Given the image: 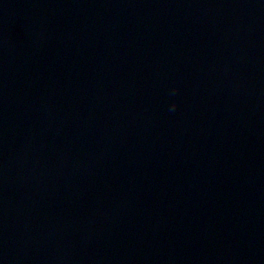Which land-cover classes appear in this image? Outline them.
Instances as JSON below:
<instances>
[{
  "label": "water",
  "instance_id": "obj_1",
  "mask_svg": "<svg viewBox=\"0 0 264 264\" xmlns=\"http://www.w3.org/2000/svg\"><path fill=\"white\" fill-rule=\"evenodd\" d=\"M0 264H264V0H0Z\"/></svg>",
  "mask_w": 264,
  "mask_h": 264
},
{
  "label": "clouds",
  "instance_id": "obj_2",
  "mask_svg": "<svg viewBox=\"0 0 264 264\" xmlns=\"http://www.w3.org/2000/svg\"><path fill=\"white\" fill-rule=\"evenodd\" d=\"M176 91H178V90H174L173 94H175ZM177 107H178V105L173 104L172 107H171V110L175 111Z\"/></svg>",
  "mask_w": 264,
  "mask_h": 264
}]
</instances>
